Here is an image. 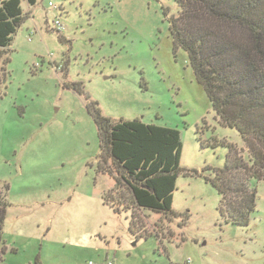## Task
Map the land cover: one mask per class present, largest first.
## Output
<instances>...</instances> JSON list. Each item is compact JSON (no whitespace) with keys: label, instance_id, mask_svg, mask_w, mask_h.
<instances>
[{"label":"rangeland","instance_id":"1","mask_svg":"<svg viewBox=\"0 0 264 264\" xmlns=\"http://www.w3.org/2000/svg\"><path fill=\"white\" fill-rule=\"evenodd\" d=\"M29 10L0 96L2 263L264 264V179H249L248 225L227 221L211 180L228 146L249 167L250 153L173 50L175 0H37ZM91 102L112 121L179 131L172 215L133 208L127 189L116 191Z\"/></svg>","mask_w":264,"mask_h":264},{"label":"trees","instance_id":"2","mask_svg":"<svg viewBox=\"0 0 264 264\" xmlns=\"http://www.w3.org/2000/svg\"><path fill=\"white\" fill-rule=\"evenodd\" d=\"M24 1L30 8L37 4V0ZM175 3L177 13L168 20L173 50L186 54L213 112L241 136L250 153L249 167L233 157L235 149L228 146L224 168L211 180L225 204L226 220L246 227L256 205L249 179H264V0ZM26 18L22 0H0V96L9 62L7 48ZM89 112L98 131L99 158L114 167L116 191L125 187L133 208L172 215L182 151L179 131L137 120L112 121L96 102H91ZM4 191L0 193V264L6 251L2 230L9 206L7 185ZM136 228L130 222V229Z\"/></svg>","mask_w":264,"mask_h":264},{"label":"crops","instance_id":"3","mask_svg":"<svg viewBox=\"0 0 264 264\" xmlns=\"http://www.w3.org/2000/svg\"><path fill=\"white\" fill-rule=\"evenodd\" d=\"M28 6V5H27ZM25 13H27V18L30 16V10L29 7L27 9H23ZM29 15V16H28Z\"/></svg>","mask_w":264,"mask_h":264},{"label":"built area","instance_id":"4","mask_svg":"<svg viewBox=\"0 0 264 264\" xmlns=\"http://www.w3.org/2000/svg\"><path fill=\"white\" fill-rule=\"evenodd\" d=\"M49 7H52V5H51V4H49ZM55 25H56V26H59V23H58V21H55ZM109 264H112V263H109Z\"/></svg>","mask_w":264,"mask_h":264}]
</instances>
